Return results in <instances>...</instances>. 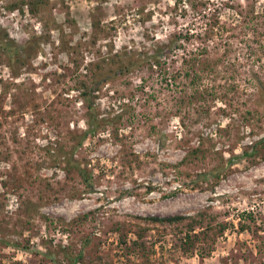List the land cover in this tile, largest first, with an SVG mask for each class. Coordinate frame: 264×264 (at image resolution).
Returning <instances> with one entry per match:
<instances>
[{
    "label": "rangeland",
    "instance_id": "374dc122",
    "mask_svg": "<svg viewBox=\"0 0 264 264\" xmlns=\"http://www.w3.org/2000/svg\"><path fill=\"white\" fill-rule=\"evenodd\" d=\"M179 32L101 84L76 146L88 64ZM0 37V264H264V0H0Z\"/></svg>",
    "mask_w": 264,
    "mask_h": 264
},
{
    "label": "trees",
    "instance_id": "16d2710c",
    "mask_svg": "<svg viewBox=\"0 0 264 264\" xmlns=\"http://www.w3.org/2000/svg\"><path fill=\"white\" fill-rule=\"evenodd\" d=\"M208 26L205 27V30H209L213 32L217 30L221 32L224 30L223 24H219L217 18H213L208 20ZM189 35L185 33L181 35V33L174 34V38L170 39L166 48H156L151 51H145L139 54H136L132 50H128L127 52L123 51L122 53L116 52L111 55V57L106 58V60H102L96 63L88 64L86 68V72L81 77H78L76 80V88L78 91V96L82 99L85 107L88 109L87 116V129L84 131L83 135L80 137V140L76 144V146H80L82 144L81 140L85 139L87 136L92 135L97 131V129L102 125L101 119H99L95 100L97 98L96 91L100 90L101 84L108 82L109 79H113L115 77L121 76L123 74H127L130 71H133L136 68L142 67L144 64H157L162 66L161 58L169 51H175L176 49L183 48L181 43L185 39H188ZM0 47L3 49L4 53L7 55V58L10 62L18 60L20 57V51L22 50V46L10 41L3 40L0 37ZM183 63L188 65V69L191 70L196 65L195 56L192 55H184L182 57ZM103 65V66H102ZM105 66V67H104ZM166 74V71H164ZM179 74V72H178ZM171 75L173 80L179 75ZM184 75L189 76V71L183 72ZM166 80V79H165ZM75 149V147H74ZM74 150L70 152V158L67 160V164L69 166H73L79 175L83 178V181L86 183L89 182V174L87 171L80 165V163L75 162L73 157ZM142 219L150 222H158V223H167V224H176L183 222L184 220H188L187 215L183 214H173L165 217L159 216H148L141 217ZM192 227V226H191ZM190 227V228H191ZM241 229H244L243 225H240ZM191 230H193L191 228Z\"/></svg>",
    "mask_w": 264,
    "mask_h": 264
}]
</instances>
